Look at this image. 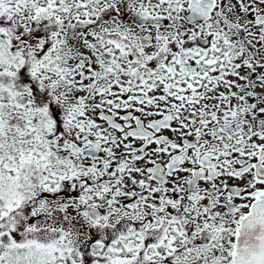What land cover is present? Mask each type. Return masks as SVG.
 Returning <instances> with one entry per match:
<instances>
[{
	"label": "snow or ice",
	"instance_id": "1",
	"mask_svg": "<svg viewBox=\"0 0 264 264\" xmlns=\"http://www.w3.org/2000/svg\"><path fill=\"white\" fill-rule=\"evenodd\" d=\"M0 264H264V0H0Z\"/></svg>",
	"mask_w": 264,
	"mask_h": 264
}]
</instances>
